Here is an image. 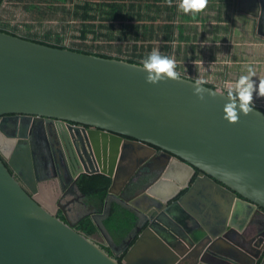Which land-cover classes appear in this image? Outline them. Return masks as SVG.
<instances>
[{"label":"water","instance_id":"obj_1","mask_svg":"<svg viewBox=\"0 0 264 264\" xmlns=\"http://www.w3.org/2000/svg\"><path fill=\"white\" fill-rule=\"evenodd\" d=\"M234 1L264 37V0ZM146 74L124 58L0 30V264H264L263 108L229 122L225 90L205 84L200 100L193 78L151 84ZM12 115L74 131L80 154L41 152L22 126L10 131ZM68 161L77 169L64 185L60 166ZM139 166L151 168L140 178ZM43 169L62 192L52 208L36 198L41 180L51 179ZM82 173L111 178L107 207L112 195L133 208L122 261L74 228L90 215L111 241L94 211L72 218L71 204L85 197ZM211 189L222 196L221 210L189 228L192 217L201 220L194 202L202 197L206 207Z\"/></svg>","mask_w":264,"mask_h":264},{"label":"rangeland","instance_id":"obj_2","mask_svg":"<svg viewBox=\"0 0 264 264\" xmlns=\"http://www.w3.org/2000/svg\"><path fill=\"white\" fill-rule=\"evenodd\" d=\"M113 2L1 0L0 28L18 36L124 59L134 57L143 61L153 49H158L162 55L176 61L175 70L179 74L202 78L223 89L221 70L227 71L236 61L234 58L240 47L248 48L242 44L251 36L246 33L245 23L249 19L235 15L234 0L208 1L206 7L194 16L178 10L180 0H172L171 6L167 0H122L118 10L121 16L110 21L108 17L112 15ZM213 41L229 42L232 47L212 48ZM249 51L243 50L244 58ZM92 237L105 241L100 233Z\"/></svg>","mask_w":264,"mask_h":264},{"label":"flooded vegetation","instance_id":"obj_3","mask_svg":"<svg viewBox=\"0 0 264 264\" xmlns=\"http://www.w3.org/2000/svg\"><path fill=\"white\" fill-rule=\"evenodd\" d=\"M250 18H252V17H250ZM252 20H253V24H255V26L253 27L254 33H256V21L254 18H252ZM262 30L264 31V28ZM8 122H9L10 128H11L10 131L14 132V133H18L19 126H22V132L27 133V137L34 142L35 146L38 147L41 150V152H45L46 154H47V151H50L52 149L54 152H57V153L62 154V155H63V153H64V155L65 154H71V153L75 154V155H79L80 151L82 150V145H81V142H80L78 135L74 131L71 132L69 129L63 130V129L57 127L56 130H52L50 127L48 128L47 126L43 125V122L33 121L32 119H26V118L20 119V117L14 116V115L9 117ZM32 123H34L33 128L30 127L32 125ZM12 125H14V126H12ZM151 166H152V164H151ZM61 167H62V169H64L63 172H64V185H65L66 182L69 180V178L76 171L77 166L76 165L74 166L73 162L68 161L67 165H65V163H64V165H61L60 168ZM150 168L151 167H149V166H147V167L139 166L138 168H136V173H138V177H140V178L143 177L144 176L143 174L147 170H150ZM61 170L58 169V167H55V173L56 172L59 173ZM156 173L157 172H155V170H154V175H156ZM42 174L47 175L49 178H51L49 180L54 181V179H55L53 172L50 169H48V170L43 169ZM57 183H58V181H57ZM58 185H59V183H58ZM59 187H60V185H59ZM68 189H69V192H72V188L66 186L65 190H68ZM182 193H183V191H182ZM129 195H130L129 193L125 192L124 197H129ZM109 197H110L109 198L110 200H112V199L116 200V201L120 202L121 204H123L124 206L133 210V208L131 206L127 205L126 203H123L117 197L112 196V195ZM67 199H70V197H67ZM71 206H72L71 207L72 218L76 219L78 217V215H80L84 211L91 210V211L95 212V214H96L95 217H96L97 221H99L101 219L100 215L102 213L101 212L99 213V210H97L95 208H91L88 205V203L86 202V197L79 198V200L77 202L72 203ZM106 207L107 206L104 202V205H103L101 211H106ZM193 207L198 212V214H200L199 218L201 220H198L197 218L192 217V220L186 222L187 226L189 228L193 229V227H196V225H201L203 223L209 224L210 219H211L210 218V212L205 207V204L202 200V197H200V198L198 197V199H196V201L193 204ZM59 213H61L60 210L57 211L58 215H59ZM133 230H134V228L129 233H132ZM98 233H100L104 237L105 241H100V240H97V241L110 253H118L119 255L117 254V258L120 257V261H122L123 256H124V254L127 251V248L129 246H127L123 251H121V250L126 245V240L129 238L128 237L129 233L125 236V238H122L118 242H115L110 236H109V238H111V241L108 240V238H106L100 231H98ZM136 237H137V235L131 239V243L136 239Z\"/></svg>","mask_w":264,"mask_h":264},{"label":"trees","instance_id":"obj_4","mask_svg":"<svg viewBox=\"0 0 264 264\" xmlns=\"http://www.w3.org/2000/svg\"><path fill=\"white\" fill-rule=\"evenodd\" d=\"M114 7L112 10V15L108 17L110 21L116 20L121 14L118 13V10L121 8V3L119 1L122 0H113ZM109 6V2H107ZM0 30L15 34L7 29ZM165 37L169 38L170 36L165 35ZM26 39L38 41L41 43H46L52 46L57 47H66L62 44L57 43H51L48 41L38 40L31 37H24ZM72 50H77L79 52H85V53H93L101 56H107L112 57L113 55L103 53V52H97L92 51L89 49H84L80 47H68ZM116 58H121L119 56H113ZM126 60L134 63L142 64V61L139 59H136L134 57L125 58ZM209 86L215 87L219 90H223L222 88L216 87L214 85H211L209 83H206ZM264 110V109H263ZM111 183V178L103 173H82L78 179H77V186L80 192L84 193L86 197V202L91 208H95L99 210V213L101 217V224L108 233V235L115 241L118 242L122 238H125V236L134 228L135 222H136V215L133 210L130 208L124 206L120 202L116 200H110L108 207L106 208V211H101L104 202L106 200V197L108 195V188ZM59 217L63 218L62 214L59 213ZM76 230H79L83 232L84 234L88 236H92L95 233H98L99 228L97 224L95 223L94 219L90 215H86L82 217L74 226ZM118 260H120V257H118Z\"/></svg>","mask_w":264,"mask_h":264},{"label":"clouds","instance_id":"obj_5","mask_svg":"<svg viewBox=\"0 0 264 264\" xmlns=\"http://www.w3.org/2000/svg\"><path fill=\"white\" fill-rule=\"evenodd\" d=\"M171 6L172 0H167ZM208 0H180L177 5L178 10L193 16L201 12L207 5ZM142 68L147 73L145 79L147 83L156 84L167 78L178 79L179 73L176 69V61L169 56L162 55L158 49L152 52L142 61ZM255 70L249 66L247 74L240 75L234 84L226 87L225 95L227 102L222 108L223 119L229 122H237L241 114H247L252 110L253 93L257 91ZM206 80L198 78L194 81L193 94L200 100H204ZM258 94L264 96V80L258 85ZM240 177H237L239 179Z\"/></svg>","mask_w":264,"mask_h":264},{"label":"crops","instance_id":"obj_6","mask_svg":"<svg viewBox=\"0 0 264 264\" xmlns=\"http://www.w3.org/2000/svg\"><path fill=\"white\" fill-rule=\"evenodd\" d=\"M208 1L212 2V0H208ZM235 9H236V13H235L236 16L242 15L249 19L248 22L245 23L247 25L246 33L251 36L249 39L244 40L242 44L244 46H248V48L242 49V47H240L241 45H238L240 48H239V53L236 55L237 57L235 56L234 58V55H231L236 61H233V64L228 67L227 71L221 70L222 73L221 84L224 87V89L223 88L222 89L226 90V87L230 84H234L240 75L247 74V68L251 66L256 72V76L253 77V80L256 82L257 85V91L253 93L252 103L253 105L264 109V96L258 94L259 82L261 80H264V37L260 36L257 33L256 34L254 33L253 27L255 26V24H253L252 18L246 16L241 12H238L236 8V4H235ZM240 24L243 23L241 22ZM179 34L181 35V33ZM211 44L214 45L212 46V48L221 47L222 49H224V47L231 46V43L225 41H217V42L213 41L211 42ZM260 46L262 47L260 48ZM247 49L250 51L246 52V57L244 58L243 50H247ZM231 51L232 50H230V52ZM231 56L228 57V59L232 58ZM58 186L59 185L56 181L52 180V181L44 182V180H41L39 192L36 194V198L47 206L55 207L56 199L61 193ZM207 200H208V205L206 206V208L210 212V218H211L210 220H212L215 217L216 213L221 210V207L219 206L222 204L221 202L223 201L222 196L219 193H217L214 189H211V191L208 192ZM212 206L216 208L215 209L211 208Z\"/></svg>","mask_w":264,"mask_h":264}]
</instances>
